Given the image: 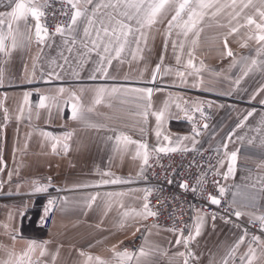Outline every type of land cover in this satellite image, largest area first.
<instances>
[{"label":"crops","instance_id":"obj_1","mask_svg":"<svg viewBox=\"0 0 264 264\" xmlns=\"http://www.w3.org/2000/svg\"><path fill=\"white\" fill-rule=\"evenodd\" d=\"M7 3L8 0H2L0 11L10 10L3 6ZM171 14L161 17L148 30L147 45H142L143 51L138 53L137 59L126 52L123 63L113 60L106 77L93 73L97 59L94 53L81 64L77 51L80 46L70 54L59 34L50 35L45 44L33 40L7 55L0 53V72L3 73L0 119H4V108L10 115L7 123H0V159L6 164L0 171V260L7 258L6 249L14 247L19 254L29 242H35L46 249L43 257H38V252L32 254V259L39 258L41 264H86L89 255L117 264L113 249H127L133 253L131 241L141 232L140 250L143 249L145 255H140L139 250L129 264H184V257L176 255L186 251L182 237V242L176 243L183 232L148 225L147 217L131 214L133 210L144 211L146 190L133 183L139 179L143 161L136 156V144L118 145L116 136L127 135L133 141L146 143L148 151H155L158 147L169 146V141L163 139L168 135L173 142L171 146L175 147L177 137L192 136L193 121L188 120L183 111L192 103H208L215 118L195 138V144L184 140L180 147L219 149L218 161L223 164L217 163V168L222 175L230 162L225 151L229 154L236 151L234 176L225 180V193L230 203L233 193H238L235 197L238 203L251 195H260V177H264V168L260 167L264 164V127L260 123L264 118V103H261L264 92L256 94L255 99L251 97L264 86V55L257 54L259 45L255 39H249L255 30L243 26V16L237 20L226 14L205 18L198 46L194 49L193 64L199 69L197 73L186 66L190 42H185L183 51L179 47L173 51L172 41L183 40L176 35L179 29L172 30L165 47ZM232 28L237 31L232 32ZM21 30H24L23 24ZM242 44L247 46L241 47ZM228 49L233 57L226 55ZM177 56H180L179 63ZM245 57L248 59H242ZM252 59L257 60L255 66L250 65ZM158 64L160 71L153 81V71ZM177 72L185 73L183 80ZM93 75L96 78H92ZM237 80L239 84L235 83ZM193 83H198V87L193 88ZM113 87L121 91L106 94L101 103H94L97 89ZM143 88L153 89L147 123L140 115L147 99H141L140 93L124 91ZM25 93H29L27 104H24ZM72 94L78 101L70 99ZM42 97H55L56 102L46 99L45 106L41 107ZM73 102L80 105L81 118H72ZM166 102L171 117L165 115L159 129L161 136L157 138V122L152 113L162 109ZM21 106L23 115L17 120ZM248 111L253 115L238 128L237 124ZM89 124L100 127H89ZM64 144L68 145L67 152ZM102 172L130 182L80 187L98 184ZM41 186L47 190L37 191ZM54 190L61 192L53 222L46 228L39 222L44 215V193ZM107 193L124 195L109 197ZM94 195L96 200L89 207ZM261 205L264 199L257 200V206ZM125 212L130 215L125 217ZM205 213H195L190 228L193 232L196 217ZM5 225L10 227L6 230ZM13 229L15 241L11 239ZM242 231L243 228L235 223L217 217L213 221L211 215H207L201 234L189 241V249L195 257L189 264H210V261L221 264ZM188 233L183 234L186 237ZM245 250L246 245H241L234 257L235 264H239V255ZM81 252L85 255L81 256ZM91 264H95V260Z\"/></svg>","mask_w":264,"mask_h":264},{"label":"snow or ice","instance_id":"obj_2","mask_svg":"<svg viewBox=\"0 0 264 264\" xmlns=\"http://www.w3.org/2000/svg\"><path fill=\"white\" fill-rule=\"evenodd\" d=\"M61 3L60 12L63 16L68 17L67 22L58 23L53 33H49V29L46 24L41 23L42 19L45 18L46 12L51 5L49 0H8L5 8L10 9L7 11H0V53L9 54L11 50L17 47L30 43L35 40L38 44H45L46 40L50 35L59 34L63 37V43L67 46V51L71 54L73 49L79 45L80 48L77 50L80 57V62L83 64L85 59H88L94 53L96 60L94 61L95 68L93 73H100L102 76H107L108 68L111 67L113 60H117L123 63L124 54L129 53L133 59L138 58V53L143 51L142 45H147V33L155 24H157L161 17L171 14V18L167 23V31L165 34V47L168 44V38L172 35V30L179 29L176 33L178 37H183V40L179 43L176 40L172 41V48L175 52L179 47L183 51L185 42H190V49L188 51L187 67L192 68L194 72L199 71L193 64L194 49L198 46L200 33L203 31L201 27L202 22L205 18H215L220 15L226 14L232 20H237L241 16L245 21L246 27L253 28L255 34L250 36L249 39H255L259 47L256 49L258 55H264V0H59ZM2 4V0H0ZM230 10V11H229ZM246 10H251L250 13ZM30 20L32 23H30ZM21 24H23V31L21 30ZM34 29V32H33ZM232 32L237 31L236 28L231 29ZM133 45L135 46L133 48ZM247 44H242L241 47H246ZM224 47L227 49V43L225 42ZM82 49V50H81ZM228 57H233L231 49L226 51ZM65 63H68V58L65 57ZM163 59V58H161ZM177 63L180 62V56L176 57ZM247 60L248 58H242ZM235 58L233 63H235ZM264 63V62H262ZM257 60L252 59L250 62L251 66H255ZM161 65L158 64L156 69L153 71V81L156 79V74L160 71ZM193 73H188L192 75ZM247 75V71L244 72ZM179 77H185L184 72H177ZM92 78H96L93 75ZM198 83H202L199 81ZM198 83H193L192 87H198ZM239 84V80L235 81ZM3 86V73L0 72V87ZM63 92L64 89H59ZM121 89L113 87L111 89L99 88L96 90V98L94 103H101L103 97L106 94H115L120 92ZM124 91H134L140 93L141 99H147L148 103L145 106V110L140 113L143 116L144 122L147 123V117L149 115V109H151L150 97L153 92L152 88L143 89H124ZM264 92V86L257 89L252 95V99H255V95ZM29 93L24 94V104L28 103ZM46 99H52L55 101V97H42L40 106L44 107V101ZM73 101H78L75 94L70 96ZM67 103V101H65ZM188 103L187 101L185 102ZM264 103V100L261 101ZM2 107V105H0ZM180 108V105H176ZM91 110V109H89ZM4 111V121L7 123L10 119V115L6 108ZM185 116L188 120H193V116L189 115V112H199L200 116L204 115L200 108L199 103H192L188 108L183 109ZM169 112V105L166 102L162 109L157 112H153L157 122L156 136H161L159 130L162 126L165 115ZM23 115V106L19 109V115L16 119L19 120ZM253 115L252 111H248L246 115L240 120L237 127H243L249 117ZM82 112L78 102L72 103V118H81ZM261 126L264 127V118L261 119ZM89 127H100V125L89 124ZM204 128L208 125L204 124ZM191 137H177L175 139V147L171 146L173 143L168 135H164L163 139L169 141V146H161L155 149L157 153H172L177 151H188L187 147L181 148V143L184 140H191L193 144L196 143V137L200 135V130L197 127L196 122L193 120ZM47 136V133H44ZM71 134H69L70 137ZM68 137H66L67 139ZM55 139V138H54ZM231 136H229V140ZM118 145L123 143L124 145L136 144L137 152L136 156L140 157L143 161L141 165V172H143L144 165L148 164L149 152L146 143L133 141L127 135L116 136ZM57 143L59 140L57 139ZM264 143V141H262ZM225 150L227 149V143L223 145ZM64 151H68V145H63ZM56 150V145H53V151ZM140 150H143L142 152ZM219 152V149H217ZM225 156H228L230 162L227 167V172L223 173V178L227 180L230 176H234L235 173V162L237 160V152L232 151L230 154L225 151ZM219 164H223V161H218ZM6 167V164L0 159V171ZM264 168V164L260 165ZM209 170L214 175H219L211 165ZM101 180L95 185H81L80 187H100L108 184H120L130 181H125L120 177H114L109 172H102L99 174ZM207 173L204 174L206 177ZM11 177V173H9ZM107 177V178H105ZM171 183V181H169ZM204 183V179H198L197 185ZM214 184L219 185L218 181H213ZM183 189H188L189 185L187 182H183L180 185ZM255 188V185H252ZM47 189L43 186L39 187L37 191H46ZM196 189L193 188V191ZM147 191V190H146ZM260 195H251L246 197L243 202H239L235 199L238 193H233V200L225 208V211L231 212L237 219L242 216H247V223L253 227H257L259 231L264 234V205L257 206L258 199H264V177H260V188L258 189ZM226 188L224 186H218V196L207 195V199L211 205L220 206L221 200L225 196ZM98 195V194H97ZM109 197L114 195H124V193H107ZM96 200V196H92L89 202V207ZM145 203L143 204L144 211L137 213L135 210L132 211V215H138L147 217L148 215H156L155 212L150 210L149 204L147 203V195L144 197ZM52 201L48 202V207L45 208V214L51 209ZM246 209L247 211H242ZM125 217L129 216V212L123 214ZM211 215L212 220L216 219V214L205 213L196 217V222L193 226V230H189L188 235L185 237L183 233L177 238L176 243L180 244L183 238V244L186 249L185 252L176 253L177 256L184 257V264H189L190 259L195 258L194 254L189 249V241L193 240L195 236L201 234V230L205 223V217ZM226 222H229L227 218ZM7 230L10 226L5 225ZM239 227V225H237ZM139 230V229H137ZM248 228H244L241 235L235 241V243L229 248L226 256L222 259L221 264H235L234 257L239 252L241 245H246V250L239 255V264H264V239L261 236L251 235L250 239ZM11 239L15 241L17 239L14 234ZM38 252V257H43L46 254V249L43 246H38L35 242H29L26 249L22 250L19 254L13 247L10 250L6 249V259L0 260V264H41L40 259L35 261L32 259V254ZM113 254L117 259V264H129V262L136 256L135 253H129L127 249L123 251H116L113 249ZM81 256L85 253L81 252ZM140 255H145L143 249L140 250ZM95 260V264H109L108 261L101 259L100 257L93 258L92 256L86 257V264H91ZM210 264H215L214 261H210Z\"/></svg>","mask_w":264,"mask_h":264},{"label":"built area","instance_id":"obj_3","mask_svg":"<svg viewBox=\"0 0 264 264\" xmlns=\"http://www.w3.org/2000/svg\"><path fill=\"white\" fill-rule=\"evenodd\" d=\"M49 2L51 6L45 10L46 16L42 22L48 27L49 33H53L55 26L58 23L67 22L68 17L61 14L59 0H49ZM199 105L204 115L201 117L199 112H190V115L193 116L200 132H203L214 121L215 114L208 103L204 102ZM204 124H207L208 127L204 128ZM148 152V164L144 165L143 172L140 170L139 179L133 182L147 190L150 210L156 213V215L147 216L148 225L188 233L195 213L214 212L219 220L225 221V219H221V217H225L229 222L235 223L243 229L248 228L249 236L254 234L264 237L257 227L247 223L246 216L237 219L231 212L225 211V208L230 204L226 193L220 206L209 203L207 195L210 193L218 196V186L225 187V179L217 168L220 152H217L216 148L192 147L188 151L181 150L172 153ZM210 165L220 174L214 175L209 170ZM205 173H207L206 177ZM198 179H204V183L198 186ZM213 181H218L219 185L214 184ZM183 182H187L188 189L180 187ZM193 188L196 190L193 191ZM60 192V190H54L44 193L45 208L49 206L50 200L53 202L47 215L44 209V215L39 219L40 224L46 228H49L53 222ZM142 240L143 233L141 232L133 237L130 244L133 253L140 250Z\"/></svg>","mask_w":264,"mask_h":264},{"label":"rangeland","instance_id":"obj_4","mask_svg":"<svg viewBox=\"0 0 264 264\" xmlns=\"http://www.w3.org/2000/svg\"><path fill=\"white\" fill-rule=\"evenodd\" d=\"M1 105H2V104H1ZM3 113H4V112H3ZM2 118H3V116H2ZM4 122H5L4 119H3V121L0 119V123H1V124H2V123L4 124Z\"/></svg>","mask_w":264,"mask_h":264}]
</instances>
